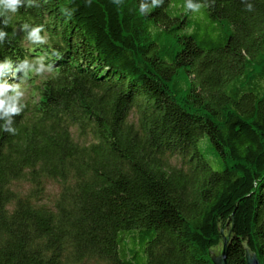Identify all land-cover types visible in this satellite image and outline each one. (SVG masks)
<instances>
[{
	"label": "trees",
	"instance_id": "1",
	"mask_svg": "<svg viewBox=\"0 0 264 264\" xmlns=\"http://www.w3.org/2000/svg\"><path fill=\"white\" fill-rule=\"evenodd\" d=\"M249 2L0 17V62L61 54L28 81L17 135L0 131V264H214L223 236L229 264H264V0ZM23 22L49 43H22Z\"/></svg>",
	"mask_w": 264,
	"mask_h": 264
},
{
	"label": "clouds",
	"instance_id": "2",
	"mask_svg": "<svg viewBox=\"0 0 264 264\" xmlns=\"http://www.w3.org/2000/svg\"><path fill=\"white\" fill-rule=\"evenodd\" d=\"M47 3V0H44ZM114 5L120 6L123 0H112ZM165 0H140L139 13L147 15L151 10L162 8ZM245 6V11L255 10L254 4L249 0H241ZM92 0H87V5L91 6ZM215 0H184L182 7L184 14L202 15L203 10L213 8ZM39 0H0V17L4 18V25L9 26L13 18L19 13L21 8H39ZM169 7L176 5L169 4ZM60 12L64 17L71 19L75 9L61 6ZM152 31V29H149ZM22 32V43L29 46H44L49 43L48 33L43 24H32L23 22L18 29H13V35ZM9 38V34L0 30V43ZM60 58L61 54L56 50L51 53L45 52L34 58L25 56L15 61L8 57L0 62V131L10 135H17V128L14 127V117L21 115L28 107L25 102L27 95L26 85L33 77L47 78L55 72V65L47 63L49 56ZM258 181H253V186H258Z\"/></svg>",
	"mask_w": 264,
	"mask_h": 264
},
{
	"label": "water",
	"instance_id": "3",
	"mask_svg": "<svg viewBox=\"0 0 264 264\" xmlns=\"http://www.w3.org/2000/svg\"><path fill=\"white\" fill-rule=\"evenodd\" d=\"M230 244V236H223V248L222 250L212 253V261L214 264H229L228 263V249ZM246 264H260L256 255H252L246 250Z\"/></svg>",
	"mask_w": 264,
	"mask_h": 264
},
{
	"label": "rangeland",
	"instance_id": "4",
	"mask_svg": "<svg viewBox=\"0 0 264 264\" xmlns=\"http://www.w3.org/2000/svg\"><path fill=\"white\" fill-rule=\"evenodd\" d=\"M16 189L19 191H21L22 193H25L27 190H29V186H26L25 184H20V185H17L16 186ZM48 190H49V193H56L57 191H58V188H56V186H54V185H50L49 187H48ZM218 251H219V249H218Z\"/></svg>",
	"mask_w": 264,
	"mask_h": 264
}]
</instances>
